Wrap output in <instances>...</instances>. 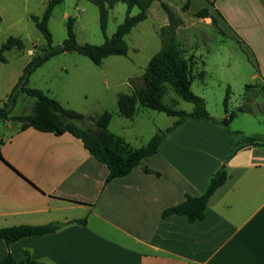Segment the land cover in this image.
<instances>
[{"label": "crops", "instance_id": "1", "mask_svg": "<svg viewBox=\"0 0 264 264\" xmlns=\"http://www.w3.org/2000/svg\"><path fill=\"white\" fill-rule=\"evenodd\" d=\"M204 8L216 24L195 16ZM185 14L192 19L178 25L176 38L185 26L199 36L201 26L212 27L252 52L258 83L250 88L264 99V0H188ZM246 105L236 116L253 114ZM12 128V121L0 126V228L65 225L8 245L0 240V259L28 253L37 264H264V146H246L227 160L239 138L213 121L188 119L155 154L106 183V166L71 134ZM222 165L226 180L208 199L204 220L161 216L202 194Z\"/></svg>", "mask_w": 264, "mask_h": 264}, {"label": "rangeland", "instance_id": "2", "mask_svg": "<svg viewBox=\"0 0 264 264\" xmlns=\"http://www.w3.org/2000/svg\"><path fill=\"white\" fill-rule=\"evenodd\" d=\"M48 1L0 0V47L9 37L18 38L24 44L21 51L11 48L3 53L5 61L0 62V106L6 102L32 56L42 54V48L46 47L44 37L35 26V19L42 17ZM184 5L179 0L153 2L146 20L138 23L125 36L128 46L126 56H109L100 65H95L76 52H64L35 69L26 86L41 90L63 107L90 117L77 122L88 131H96L95 119L104 112H110L109 132L123 138L131 147L145 145L154 134L172 126L176 118L137 105L135 115L127 119L119 114L116 100L119 94H130L134 88L142 85V75L150 58L161 48L160 28L171 21L169 16L173 17L176 25H184L192 19L185 14ZM137 13L138 8L133 7L130 15ZM125 15L126 5L121 2L109 10L106 36L110 37L115 32ZM68 17L75 19L73 32L77 44L101 45L104 42L98 10L91 0H62L54 7L48 21L52 46H60L67 38ZM200 29L202 36L196 34L195 27H182L176 38L185 55L194 56L197 63L192 92L205 100L206 109L213 118L224 117L226 91L229 92L228 112L235 111L242 104L251 105L253 114L237 115L229 123L228 129L243 135H262L264 99L259 98V92L250 88V85L258 83L252 78L256 63L254 55L251 58L249 53L241 52L231 39L214 34L212 27L201 26ZM185 36L187 40H183ZM164 87V104L176 110H193V105L182 100L169 85ZM252 100H257L259 104L253 105ZM34 104L32 97L19 94L11 116L33 114ZM12 125L13 130L22 124L12 122Z\"/></svg>", "mask_w": 264, "mask_h": 264}, {"label": "trees", "instance_id": "3", "mask_svg": "<svg viewBox=\"0 0 264 264\" xmlns=\"http://www.w3.org/2000/svg\"><path fill=\"white\" fill-rule=\"evenodd\" d=\"M61 1L49 0L42 17L39 20L35 19V26L44 37L46 47L42 48V54L32 56L25 66L23 74L11 89L6 102L0 106V126L5 121H12L22 124L21 129L33 128L39 132L53 133L55 135L71 134L82 142L84 148L97 162L106 166L108 169L106 183L114 178L127 175L133 168L155 154L159 144L165 140L167 135L188 119L213 121L224 127L228 133L234 134L239 138L227 160L246 146H264V133L262 135L247 136L241 132H231L228 129L229 123L237 112L243 111L242 108L231 112L227 111L228 91H226L223 99L225 117L221 120L210 117L206 109L205 100L192 92L191 84L197 63L192 56H186L185 51L177 44L175 34L178 25L173 22L172 16H169L171 21L160 28L161 48L150 58L142 75V85L134 88L130 94H119L116 100V108L124 118L131 119L136 113L137 105H140L143 108L175 117L176 120L172 126L166 128L163 132L154 134L144 146L139 148L131 147L123 138L108 131V125L112 119L110 112H104L95 119L96 131H88L79 127L76 124L77 122L91 118L63 107L57 100L47 96L41 90L28 88L26 84L29 76L51 57L64 52H76L87 57L95 65H100L102 60L109 56H126L128 46L124 38L138 23L146 20L153 0H91L98 10L99 26L104 35V42L101 45L77 44L73 32L75 19L68 17L66 22L67 38L60 46H52L48 21L54 7L60 4ZM119 2L126 5V15L117 26L115 32L108 37L106 36L108 12ZM133 7L138 8L136 15H130ZM187 7L188 0L184 5L185 9ZM195 16L198 18L209 17L213 24H216L215 16L210 14L207 8L199 10L195 13ZM240 45L242 50L249 53L250 57L253 58L252 52L244 45ZM11 48L21 51L24 49V44L18 38L9 37L0 47V62L5 61L4 51ZM165 85H169L182 100L191 103L193 110L191 112L176 110L164 104L162 99L165 95ZM19 94H25L35 100L33 114L11 116V111ZM0 159H2L1 154ZM226 176V167L222 165L210 177L202 194L186 196L182 202L165 209L161 216H184L190 223L204 220L208 199L225 182ZM71 223L84 225L85 220H76ZM64 225V223L55 222L36 226L20 225L0 228V240L8 245L23 237L54 233ZM0 264H37V262L32 260L26 253L25 257L19 261L8 254L0 259Z\"/></svg>", "mask_w": 264, "mask_h": 264}]
</instances>
